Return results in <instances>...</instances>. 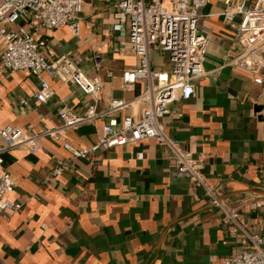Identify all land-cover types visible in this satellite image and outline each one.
Wrapping results in <instances>:
<instances>
[{
    "label": "crops",
    "instance_id": "1",
    "mask_svg": "<svg viewBox=\"0 0 264 264\" xmlns=\"http://www.w3.org/2000/svg\"><path fill=\"white\" fill-rule=\"evenodd\" d=\"M115 1L82 0L78 36L66 26L39 33L47 42V59L65 53L87 76L96 74L93 56L99 55L98 100L76 84L46 77L54 93L39 103L33 98L38 80L30 71H3L0 127L31 125L37 132L58 126L64 108L81 113L95 103L103 110L111 99L140 93V81L123 87L122 71L138 60L128 39L112 31ZM223 8V0H211L204 9L201 30L208 47L194 95L171 102L162 119L168 135L201 156L203 179L213 195L172 175L167 151L152 139L98 147L73 158L60 140L42 137L34 150L21 146L2 154L15 183L6 197L21 206L0 216V264H222L241 246V237L223 221L225 209L239 213L247 232L264 235V64L253 74L225 57V48H241L235 27L220 14ZM28 22L21 18L17 24ZM152 59L159 69L171 67L161 50H153ZM127 112L74 126L67 139L91 147L111 117L120 122ZM57 159L67 160L69 169L51 176Z\"/></svg>",
    "mask_w": 264,
    "mask_h": 264
},
{
    "label": "built area",
    "instance_id": "2",
    "mask_svg": "<svg viewBox=\"0 0 264 264\" xmlns=\"http://www.w3.org/2000/svg\"><path fill=\"white\" fill-rule=\"evenodd\" d=\"M82 0H0V73L3 71L28 70L38 80L33 98L45 103L52 95L46 77L63 83L78 85L96 102L103 81L99 55L93 56L96 74L87 76L78 67L76 59L65 53L47 59L46 39L39 33L42 28L69 27L79 35ZM211 0H117L112 4V31L118 37H126L138 63L121 73L123 87L128 89L137 82L143 88L130 99H111L107 108L97 110L95 103L81 113L64 108L56 127L44 125L33 131L31 125L22 129L16 126L0 127L4 144L0 147V216L17 211L21 204L6 196L15 186L11 174L3 167L2 154L17 147L34 150L42 137L60 140L64 149L73 158L86 157L98 147L112 148L126 143L152 139L163 146L173 163L172 175L184 176L203 187L207 194L212 190L203 179V160L184 148L180 141L168 135L162 119L170 114L169 104L176 99H189L194 95V80L203 76V61L208 39L201 30L204 9ZM223 20L235 27L240 50L230 46L223 54L241 68L257 72L264 64V0H223ZM237 17L239 19H237ZM21 18L28 25H18ZM158 49L168 55L170 69L162 70L153 65L152 51ZM105 75L110 77L111 71ZM261 83L260 77L255 78ZM20 103H25L20 99ZM127 109V114L118 122L111 117L91 147L73 146L67 132L82 123H93L100 117ZM141 157V153L138 154ZM69 169L67 160L57 159L51 176L61 175ZM216 203V200H213ZM225 223L241 237V246L222 261V264H264V235L249 233L239 220L235 209H225ZM264 230V226H263Z\"/></svg>",
    "mask_w": 264,
    "mask_h": 264
}]
</instances>
